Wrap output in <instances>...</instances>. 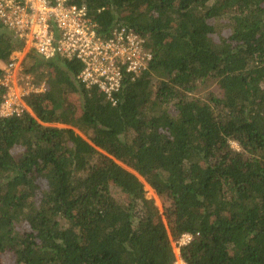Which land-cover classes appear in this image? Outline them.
<instances>
[{
	"label": "trees",
	"instance_id": "obj_1",
	"mask_svg": "<svg viewBox=\"0 0 264 264\" xmlns=\"http://www.w3.org/2000/svg\"><path fill=\"white\" fill-rule=\"evenodd\" d=\"M68 4L153 58L114 104L81 63L24 57L47 88L0 117V264H175L185 234L186 264H264V0ZM23 47L0 28V76Z\"/></svg>",
	"mask_w": 264,
	"mask_h": 264
},
{
	"label": "built area",
	"instance_id": "obj_2",
	"mask_svg": "<svg viewBox=\"0 0 264 264\" xmlns=\"http://www.w3.org/2000/svg\"><path fill=\"white\" fill-rule=\"evenodd\" d=\"M68 1L0 0V28L12 31L24 45L21 53H13L9 63L1 65L0 87L5 93L0 117L32 113L26 98L46 91V82L37 84L31 74L22 71V61L31 51L45 60L81 63L77 79L88 89L97 87L114 104L124 74L138 75L148 69L153 56L142 37L123 25L108 37L102 36L87 8ZM192 239L190 234L180 238L175 264H186L180 248Z\"/></svg>",
	"mask_w": 264,
	"mask_h": 264
},
{
	"label": "rangeland",
	"instance_id": "obj_3",
	"mask_svg": "<svg viewBox=\"0 0 264 264\" xmlns=\"http://www.w3.org/2000/svg\"><path fill=\"white\" fill-rule=\"evenodd\" d=\"M116 27H118V25H116ZM22 70H23V68H22ZM32 76L35 79V76L34 75H32ZM37 79L40 80L39 77H37ZM35 83L40 84L39 81H36V79H35ZM209 84H208V86L213 87V84L214 83L213 82H210ZM77 107H78V110H79V108H80V103L79 102H77ZM232 147L235 148V149H238V145L236 143H232ZM145 189L147 191V198L148 199H153L156 202L157 206L159 207V209H160V211L162 213L163 212V203H162V200L155 194V192L150 187L146 186ZM115 195L118 196L117 194H115ZM179 241H180V239L177 240V241H172V246H173V249H174L176 258L178 256ZM5 262H9V258L8 257L5 258Z\"/></svg>",
	"mask_w": 264,
	"mask_h": 264
}]
</instances>
